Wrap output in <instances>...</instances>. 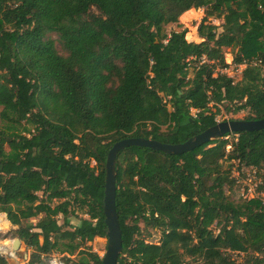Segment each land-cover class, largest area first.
Wrapping results in <instances>:
<instances>
[{
	"label": "trees",
	"instance_id": "1",
	"mask_svg": "<svg viewBox=\"0 0 264 264\" xmlns=\"http://www.w3.org/2000/svg\"><path fill=\"white\" fill-rule=\"evenodd\" d=\"M202 8L201 43L167 33ZM226 49L247 65L237 82L221 73ZM0 107V214L31 251L25 264H101L86 245L107 237L115 143H185L220 107L264 118V0H0ZM235 164L264 172V130L182 155L121 151L118 264H264V204L227 195Z\"/></svg>",
	"mask_w": 264,
	"mask_h": 264
},
{
	"label": "water",
	"instance_id": "2",
	"mask_svg": "<svg viewBox=\"0 0 264 264\" xmlns=\"http://www.w3.org/2000/svg\"><path fill=\"white\" fill-rule=\"evenodd\" d=\"M260 130H264V118L260 120H229L219 122L215 126L179 145H169L152 139L143 138H126L115 143L108 153L106 163L104 215L105 224L107 226V250L102 257L101 264H118L119 257L123 251L122 231L116 208V166L117 156L121 151L129 147H143L171 155H182L231 134ZM21 245L22 241L20 239L12 241V246L15 251H19Z\"/></svg>",
	"mask_w": 264,
	"mask_h": 264
},
{
	"label": "rangeland",
	"instance_id": "3",
	"mask_svg": "<svg viewBox=\"0 0 264 264\" xmlns=\"http://www.w3.org/2000/svg\"><path fill=\"white\" fill-rule=\"evenodd\" d=\"M235 7H238L237 4H235ZM193 11L190 13H185L179 18L178 24L170 25L166 28L167 33H170L171 31H181L186 29L188 31L186 35V39L189 42L194 43H201L202 39L199 36V27L205 18V9H192ZM196 12V13H195ZM221 21L214 20L212 21V24L216 26L221 25ZM218 32H221L219 29ZM56 38V37H53ZM236 54V50L232 49H226L225 50V60L230 67L225 70V72L230 76L233 77V79L237 82L241 78V73L243 68H240L239 71H237L236 65L233 63L234 55ZM1 107H0V113H1ZM220 114L217 116L218 122H224L229 120H246V118L249 116V112H241V113H229L225 110L224 107H220ZM228 137V139H230ZM227 139V138H226ZM92 165H95L93 162ZM237 164H235L233 171L235 172V177H240L241 173L238 171ZM246 175L242 176L241 181L239 184H236L233 190H228L227 195L230 197L231 200L239 201L241 199H253L256 197L252 191H249L247 194V189H251L256 187V184H260L263 179L264 172H260V174L255 177L249 172H245ZM5 215V214H4ZM6 216V215H5ZM7 217V216H6ZM8 219V218H7ZM37 221L34 220L33 223H36ZM73 223L76 225L78 224L77 220L73 219ZM9 224V225H8ZM8 224L5 225L6 229L9 230L7 235L5 236L8 239H18L15 237L13 231L17 229V227H13L11 223L8 221ZM142 229L144 230V236L147 234H151V236L147 240L150 243L159 244L161 241V231L158 229H152V228H145V226L142 224ZM215 231L217 232V227H214ZM87 247H90L94 253H97L100 257H103L107 250V239L106 238H97L93 242L86 245ZM31 255V251L27 250L25 245L22 243L20 247V260L23 262H26V260H29ZM185 264H195L190 259H187V262Z\"/></svg>",
	"mask_w": 264,
	"mask_h": 264
},
{
	"label": "built area",
	"instance_id": "4",
	"mask_svg": "<svg viewBox=\"0 0 264 264\" xmlns=\"http://www.w3.org/2000/svg\"><path fill=\"white\" fill-rule=\"evenodd\" d=\"M246 66H247L246 64H242V65H238V66L236 65L235 69H237V71H239L240 68L245 69ZM225 70H222L221 73H226ZM230 136L231 137L232 136H237V134H231ZM230 136H227L225 138L228 139V137H230ZM230 148L231 147L228 146L227 149L229 150ZM237 167L239 169L238 171L241 173L240 177L238 178V177H235V172L233 171V177L236 179L237 184H239V182L241 181L242 176L246 175V173H245L246 171L249 172L250 174H252L255 177L258 176V171L255 168H252V167L248 168L246 166H239L238 164H237ZM261 185H262V182L260 184H256L255 189L254 188L247 189L246 193L249 194L248 192L252 191L254 193V195L256 196L254 198H259L262 201V203L264 204V192H260L259 191V187ZM6 224H8L7 217L4 214H0V258H3V259H6V260L10 261V258L15 254V250H14V248L12 246V241L14 239H8V238L5 237L7 235V233L9 232V230L6 229V227H5ZM44 264H66V263L64 262L62 255L53 254L50 257V259L48 260V262H46Z\"/></svg>",
	"mask_w": 264,
	"mask_h": 264
},
{
	"label": "crops",
	"instance_id": "5",
	"mask_svg": "<svg viewBox=\"0 0 264 264\" xmlns=\"http://www.w3.org/2000/svg\"><path fill=\"white\" fill-rule=\"evenodd\" d=\"M10 264H25L28 262V260H26V262H22L20 260V250L19 251H15V254L10 258Z\"/></svg>",
	"mask_w": 264,
	"mask_h": 264
},
{
	"label": "bare ground",
	"instance_id": "6",
	"mask_svg": "<svg viewBox=\"0 0 264 264\" xmlns=\"http://www.w3.org/2000/svg\"><path fill=\"white\" fill-rule=\"evenodd\" d=\"M193 10H190V11H188V12H186V13H190V12H192ZM196 13V12H195Z\"/></svg>",
	"mask_w": 264,
	"mask_h": 264
}]
</instances>
